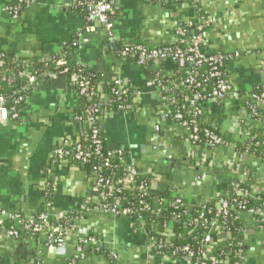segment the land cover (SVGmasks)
I'll return each instance as SVG.
<instances>
[{
  "label": "crops",
  "instance_id": "crops-1",
  "mask_svg": "<svg viewBox=\"0 0 264 264\" xmlns=\"http://www.w3.org/2000/svg\"><path fill=\"white\" fill-rule=\"evenodd\" d=\"M13 2L0 0V48L10 54L9 59L15 63L22 58L44 60L70 45L67 58L96 71L98 86L106 89L118 78L130 89L131 111L99 118L107 148L121 154L125 166L133 163L143 173L157 175L162 186H175L192 205L205 203L222 190L236 169L245 174L250 193L264 197V160L235 149L248 132L264 144V107L253 117L243 102L264 82V0H111L112 43L106 41L99 25L84 23L72 9V0H32L15 20L3 10ZM199 15L213 21L203 34L208 50L240 54L226 67L228 83L239 99L228 95L219 105H202L203 121L230 140L232 147L191 148L186 130L162 111L152 76L159 70L178 71L183 64L169 61L140 67L117 54L124 44L142 41L156 47L173 42L176 29L196 23ZM184 69L187 72L189 66ZM81 110L74 84L53 75L35 84L18 121L0 125V211L26 219L45 213L55 221L73 212L86 196L98 202L92 192L94 171L67 161L51 162L56 146L82 139L73 122ZM215 172L218 179L211 176ZM197 176L204 177L197 180ZM4 219L0 215V221ZM240 223L247 249L242 264H264L263 232L248 216ZM80 236L95 237L96 245L110 257L88 250L77 264H185L157 258L132 219L97 210L74 222V231L59 244L61 250L49 244L44 233L28 236L25 246L7 234L0 235V264H27L31 258L43 264H69ZM26 250L29 255L24 258Z\"/></svg>",
  "mask_w": 264,
  "mask_h": 264
},
{
  "label": "built area",
  "instance_id": "built-area-1",
  "mask_svg": "<svg viewBox=\"0 0 264 264\" xmlns=\"http://www.w3.org/2000/svg\"><path fill=\"white\" fill-rule=\"evenodd\" d=\"M31 1L15 0L13 4L5 6L3 10L15 20L20 10L24 6H29ZM147 1L157 2L159 0ZM72 9H80L78 12L84 13V23L87 26L92 24L99 25L108 43L115 42L111 0H72ZM212 23V20L203 15H199L196 23L189 22L177 28L174 41L167 43L163 47L155 48L148 45L124 44L123 49L118 53L121 58L134 60L140 67H146L152 63L177 62L180 60L191 66V70L189 72L187 71V76L182 80H176L171 72L159 70L156 74H153L152 81L157 87L162 111L167 118H169L168 115L172 112V116L169 119L186 130V141L194 149H203L199 144L198 124L194 121L196 117L203 116L202 105L205 103L219 105L228 95H233L239 99V95L231 90L228 80L224 79L222 75L223 71L226 73L227 65L232 61L238 60L240 54L233 51L207 56L200 49V45L204 43L203 32ZM192 26L201 35L196 38H186L185 35L191 34V30L189 29ZM9 60V57L4 55L3 50L0 48V81L2 83H9V78L15 82L24 78L21 86L26 88L28 86L34 87L41 80L35 74L21 71L11 73L9 78H6L4 73L9 70ZM261 60L264 69V54H261ZM52 76V74H48V77ZM71 82L76 87L77 94L82 101V110L73 116V122L80 128L82 136H86V132L88 133L87 136L90 146H86L80 142L71 145L63 142L52 150L51 162L67 161L72 164H86L92 158H95L99 162V166L95 173L92 192L97 195L98 202L94 203L90 196H86L81 201V209L85 214L97 210L114 217L132 219L144 235L146 220L139 212L140 210L158 214L161 209L169 204L170 199H173L170 203V208L178 210L184 207V198L180 190L175 186L169 184L162 186L157 175L143 173L133 163L128 164L127 170L122 178H116L115 171H122L121 167L125 164L122 161L121 154L115 153L107 147H103V134L99 125L98 115L103 105L110 107L107 105L111 104H116L119 112L131 111L132 106L124 104V98L130 95L129 88L118 78L110 81V84H112L111 88L104 89V87L100 86L94 88L90 86L88 77L81 73L72 76ZM194 89H197L198 92L194 93ZM176 92L185 93L183 95L184 100H182L183 104H178ZM21 99L19 97L17 101ZM243 99L247 111L253 117H257L259 115V108L264 107V82L259 86L258 92H252ZM91 100L95 102L88 104ZM187 118H192V120L188 121ZM18 119L19 113L16 112L14 107L5 106V97L0 94V125H4L10 121H18ZM207 136L209 137V145H213V147L220 145L224 147L233 146L232 143H224L212 133H207ZM243 144L246 145L243 151L246 153H249V146L261 149L259 158L264 160V144L258 137L248 132L247 136L244 137ZM116 158L119 160V164L117 165L114 164ZM236 171L239 174L235 173L229 179V183H223L222 190L214 193L207 202L199 205L189 204L192 207L201 206L200 211L203 213L205 211L203 205L211 202L214 207V214L211 220H207L202 216L194 217L187 210L181 216L179 214L172 216V219L182 220L186 226L190 227L191 233L199 227L204 228V245L195 254L198 256V259L193 261L194 251L189 246L174 249L171 255H160V258L168 257L185 264H228L227 257L223 259L225 261L219 260L213 255L212 251L216 248L227 247L232 244L234 239L224 225L230 218L240 222L244 216H248L252 218L254 226L264 234V210L249 209L246 207L245 201L238 199V196H245L248 193L243 192L241 188V185L248 180L244 173H240L237 169ZM140 175H145L146 180L138 182ZM124 192L135 193L131 197L136 200V205L129 203L127 198L121 196ZM227 192L232 196L231 202H228V200L222 197ZM124 202L129 204V206H124ZM151 203L158 206L157 211L152 210ZM0 215H3L5 219H9L14 226L10 230L0 227V235L7 234L18 240H20L18 230L21 229L29 236L44 233L46 241L49 244L52 242L61 244L74 231V224L72 226L62 225L57 223L58 220L54 221L50 219L45 213L27 219H21L17 214H5L2 211H0ZM81 218L79 217L76 220ZM151 232L164 239V243L161 245L153 237H148L146 244L153 254L155 250H159L162 247H171L177 238V235L172 230L170 221L164 224L161 231H157L156 227L152 226ZM244 233L245 230L242 226L243 239L239 244H243L246 248ZM96 244H98L97 240L91 237H78L69 264H76L83 260L88 250L93 252V247H96ZM177 252L183 253L184 258L177 259L175 257ZM245 253L246 249L238 251V258L241 260V264ZM27 264H43V262L40 259L31 258Z\"/></svg>",
  "mask_w": 264,
  "mask_h": 264
},
{
  "label": "trees",
  "instance_id": "trees-1",
  "mask_svg": "<svg viewBox=\"0 0 264 264\" xmlns=\"http://www.w3.org/2000/svg\"><path fill=\"white\" fill-rule=\"evenodd\" d=\"M79 10L80 9H74L75 12H78ZM78 13L83 18V21H84V17H83L84 13L83 12H78ZM189 30H191V34L185 35L186 38H196L197 36L201 35V33L198 32L194 26L190 27ZM205 30H206V28H205ZM134 44L141 45V46L145 45V43L142 41H138ZM166 44L156 46L155 48L163 47ZM69 46L65 47L63 49V51H61L60 53L51 54L48 58H46L44 60L43 59L40 60V59L22 58V59H19L18 63H15L10 57V60H9V66L10 67H9V70L4 73L5 77L9 78L11 73H17L19 71H21V72L27 71L30 74H35L36 76L40 77L41 79L49 78L48 74H52V75L64 76L67 78L68 81H71L72 76L78 75L79 73H81V74L88 77V80L90 82L91 87L97 88L99 84L97 82L96 71H94L92 68H88L87 66H81V65L73 64L71 62V60L69 58H67V56H66ZM122 49H123V45H120V47L118 48L117 54ZM200 49H201L202 53L207 55V56L216 55V53L208 50L204 43H202L200 45ZM3 54L6 56L10 55L7 52H5L4 50H3ZM183 65L186 67L189 66L188 72L191 70V66L189 64L183 62ZM184 66H183V68L181 67L180 69H178V71L175 70V71L171 72V74L174 75V78L176 80H182L187 76V72L185 71ZM221 70L223 71V69H221ZM222 76L224 79L227 80V75H226V73H224V71H223ZM23 80H24V78H22L21 80H18V82H15L11 78H9V83H2L0 81V94H2L5 97V106L14 107L16 112H18L19 114L21 113V110L24 107L26 98L29 96V94L33 90V87H31V86L23 88L21 86V83ZM111 86H112V84L109 83L107 85V89L111 88ZM258 90H259V87L254 92H258ZM193 92L197 93L198 90L194 89ZM129 94L130 95H128L124 98V102H125L124 104L132 106L130 89H129ZM183 95H185L184 92H176V99H177L178 104H183V102H182V100H184ZM19 97H21L22 99L20 101H17ZM15 101H17V102H15ZM93 102H95V101L91 100L88 102V104L93 103ZM103 106H102L101 112L98 115L99 118L105 113L119 112L116 104L107 105L110 107H105V105H103ZM171 116H172V112H171V114L168 115V117L171 118ZM187 120L190 121V120H192V118H187ZM194 121H196V123L198 124L199 137H200L199 144L203 149L210 150V149L214 148L213 145H209V137L207 136V133H212L213 135L220 138L224 143H228V144L232 143L230 140L221 136L213 127L206 124L203 121L202 116L196 117L194 119ZM85 132H86V130H85ZM87 134L88 133L86 132V136H84V135L82 136L80 143H83L86 146H90V142H89V138H88ZM251 135L254 136L255 134L252 133ZM102 144H103V147H107L104 137H102ZM245 148H246V145H244L243 143H239V144L235 145V149L237 152H243ZM260 152H261V149H258L254 146H249V153L250 154L260 157ZM114 164H116V165L119 164V160L117 158L114 160ZM76 165L86 167V168L90 169L92 172L94 171V173H96L97 168L99 166V162L95 158H92L90 160V162H88L86 164H76ZM121 168H122V171H118V170L115 171L116 178H122L123 175L125 174L126 170H127V166H125V165H123ZM107 173H109V172H107ZM144 180H146V176L140 175L138 182H141ZM224 183L225 184L229 183V180L225 181ZM241 188L243 189V192H248V193H246L245 196H238L239 197L238 199L245 201L247 208L255 209V210H261V211L264 210V204H263L264 197L258 196V195H256V196L251 195L249 193L250 184L248 183V181L243 183L241 185ZM134 195H135V193H130V192L129 193L124 192L121 194V196L123 198H127V201L129 203L136 205V200L133 197H131ZM222 197L225 198L226 200H228V202H231V200H232V196L228 192L224 193ZM172 201H173V199H170L169 204H167L165 208L161 209V211L158 212V214L152 213L151 211H144V210L139 211L143 215L144 219L146 220V222H145L146 225H145V230H144L145 231V233H144L145 241L147 242L148 237H153L158 244L162 245L164 243V239L159 235L153 234L151 232V227L154 226V227H156L157 231H161L164 224L166 222L170 221L172 230L177 235L176 241L173 242L171 247L166 246V247L160 248L159 250H155L154 255L157 258H160V255H165V256L171 255V253L174 251V249L182 248L184 246H189L192 249V251H194L193 261H196L198 259V256L195 254L197 253L198 250L202 249V247L204 245V240H203L204 233H205L204 228L199 227L191 233L190 227L186 226L182 220L172 219V216H176L177 214H179L181 216L182 213H184L185 210H187L194 217L195 216H202L203 218H205L207 220H211V218L213 217V214H214L213 204L211 202H208L205 205H203V207H205V211L203 213H201V211H200L201 206L192 207L189 205V202L185 199L183 200L184 207H181L178 210L170 208V203ZM151 205H152L151 206L152 210H155V211L158 210V206H156L153 203H151ZM124 206H129V204L124 202ZM17 215L21 219L24 218L21 214H17ZM85 215L86 214L81 209V203H79L73 212H71V213L67 214L66 216H64L63 218L59 219L57 221V223H60L62 225L72 226L76 219H78L79 217H84ZM224 225H225V227H227L226 228L227 231L230 232V234L234 240L230 246L222 247V248L219 247V248L214 249L212 251L213 255L216 258H218L219 260L220 259L223 260L227 257L228 258V264H234V263H240L241 264V260L238 258V251L246 249L243 244H241V245L239 244V242H241L243 239L242 225L240 222H238L237 220H233L232 218L228 219V221ZM0 227L6 228L8 230H10L11 228H14L13 223L9 219H5V220L1 221ZM18 233L20 236L19 239L21 241V244H23L25 246L26 239L28 238L29 235L26 234V232H24V230H21V229L18 230ZM87 237H91V238L95 239V237H92V236H87ZM93 253L96 255L105 257V258L110 257V254H108V252L103 251L101 246L93 247ZM28 255H29V251L26 250L24 258H26ZM175 257L177 259H183L184 258L183 253H181V252H177L175 254ZM223 261H225V260H223Z\"/></svg>",
  "mask_w": 264,
  "mask_h": 264
},
{
  "label": "water",
  "instance_id": "water-1",
  "mask_svg": "<svg viewBox=\"0 0 264 264\" xmlns=\"http://www.w3.org/2000/svg\"><path fill=\"white\" fill-rule=\"evenodd\" d=\"M111 45H114V44H111ZM177 63L178 64H183V61H177ZM184 165H185V163H183ZM195 170L196 171H198L199 170V165H198V163H195ZM212 177H214V178H216V179H218V172H215V173H213L212 175H211ZM204 177V176H203ZM203 177H201V176H197V180H202V178ZM63 243V241L61 242V244ZM51 244H53V246L54 247H56V248H60V250L63 248V246L61 247V246H59V244H58V242H52Z\"/></svg>",
  "mask_w": 264,
  "mask_h": 264
}]
</instances>
